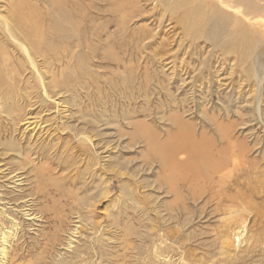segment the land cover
Masks as SVG:
<instances>
[{
    "label": "rangeland",
    "instance_id": "1",
    "mask_svg": "<svg viewBox=\"0 0 264 264\" xmlns=\"http://www.w3.org/2000/svg\"><path fill=\"white\" fill-rule=\"evenodd\" d=\"M11 1L16 2L17 0ZM157 1L150 0L149 3V1L147 2L146 0H138L140 6L144 9V14L139 16L142 19L138 17L136 18V21L134 19L133 23L130 25V28H134L133 33L129 31L128 25L130 23H127L128 21H122L123 24L117 26L123 27L125 30L124 32L119 31L120 29L116 27V23L113 21L117 18L115 16L112 18L110 14H97L94 10H88L89 14L87 13L86 16L84 14V18H73L76 22L80 21V24L75 25V32L80 33V30H82L83 34L81 35L83 36V43L78 42V48L74 46L66 47L65 44L60 45L62 50H64L63 53L66 51L69 53V51H71L73 54L74 52V58L76 59H69L68 62L64 63L61 67L53 66L56 74L61 70L59 68L64 69L63 76L57 77V82H59L60 85H63L62 88L65 95H60V102L55 104L50 100L51 103L48 102V106L43 105L42 107L39 106L40 103L38 102L34 107V109H36L34 111L41 114L39 116L40 122L42 123L41 126L44 125V127L40 126V128L48 130L45 134L42 131L40 135H35L34 138L37 139L39 146L32 147V145H29L33 144V140H30L31 136L29 135V137L28 134L25 137L19 138V136H14L13 134L10 136L5 132V129H1V170L6 168H10L11 170L18 169L20 164L25 163L23 160L24 157L35 156L39 158L38 165L40 164L41 166L42 164H46L51 169H54V174H52L53 177L58 175L57 173H60V175L62 174V176L63 174L67 175V179L63 182V185L68 184L65 185V188L72 187V189H75L79 185L82 186L83 177L87 178V176L84 175L87 166L95 176L92 178V182L85 183L86 187L89 189L92 187L94 188L95 184L98 182L96 176H99L102 179L104 178L102 184L104 186L100 185V187H105V190H103L104 192H100L99 188L100 195L99 193L92 194L93 202L91 203V210L86 209L89 214L87 211L85 212V210H80L81 214L84 212L85 216L86 213L88 216L90 215V217H88L90 223H88L87 226L89 227L91 224L89 229H87V223L82 222L85 229L83 228L82 230H79V233H81L80 231H82V233L88 232L89 237H82L81 235H84L82 233L81 235L79 234L80 236L77 235L79 241L83 243L85 242L84 244L79 242L81 245L78 246H81L79 248L81 251H74L75 249L73 248H75V244L77 245L75 241L78 242V240L73 239L74 244H71L69 246L70 248H63L66 246L65 244H67L64 236H67L65 235L67 234L66 229L69 225V219L72 216L67 207L65 208L66 210L63 209L64 213L61 212V210L57 211L58 213L55 212L56 214L52 213L54 217L49 213L52 208L51 206L42 207L34 213V220L29 219L30 217L27 219L22 214H19V211L18 213H9V215L15 218L18 226L10 227V225L5 222V224L0 227V230L9 232L11 237V234H16V236H18V247L19 250L22 251L17 264H105V259L109 260L110 258L111 261H108V264H131L135 261L134 256L138 261L137 264H165L164 257L170 259V264H264V45H258L255 39L256 35L252 33L250 34L252 36L251 42H248L247 47L245 45L239 48L236 47V49L229 47L227 50L224 49V47L219 46L218 50V45L221 44L223 40L222 38L216 39L215 41H218L214 42L217 44H213V42L208 40L205 36V33L207 35L209 34V30L204 31L200 28L202 25L200 21L192 24L188 21L187 16L183 11H178L176 14L171 11V6L168 5V1L174 2V0H165V2H163L164 0ZM229 1H231V5L228 3ZM232 1L233 0H217L215 5L232 16H235V11H237V15L239 16L237 18L241 19L244 24L250 23L256 25L259 23V15H243L242 11H244V8L242 6H237L238 8L235 7V10L226 8L228 4V6L234 5ZM8 2H10V0H6L5 3ZM33 2H35V0H33ZM77 2L79 3L80 0H77ZM86 2L87 4H90L88 6H91V4L93 6H98L92 1ZM2 3L4 4V2ZM63 3H67L65 6L69 9L72 0H65ZM150 6L152 8H150ZM37 8H42L41 2L37 4ZM46 8H48V6ZM149 10L152 12H149ZM232 11H234V13H232ZM95 14H97V16ZM109 16L110 18H108ZM202 16L203 14L199 15V17ZM90 18H92V20ZM91 21L94 22L93 24L96 26H101V31H99L98 36L102 35L104 38L102 36L97 38L96 34H91L89 30V27H91L89 23ZM105 24H107V27H105ZM80 27H82V29ZM148 27L149 29H152L149 30ZM165 27L167 28L165 29ZM162 29H164V31ZM262 29L264 30V27H262ZM148 30L151 33H149ZM230 33H232V30H226L223 35H229ZM73 34L74 35L72 36H75V33ZM107 34L109 36H107ZM150 34L151 37H149ZM89 36L90 38H88ZM84 37H86L85 40L87 41H83ZM105 37H110L109 41L110 43L112 42L111 44L113 45L114 53H116L120 60H122L117 62V65L112 61L109 62L107 59L105 60L104 56L101 55L99 51V53L97 52L95 55H91L97 40H105ZM112 39H115V41H112ZM120 39L123 40L120 41ZM149 39L151 41H149ZM226 39H228V37ZM135 40L136 42H134ZM51 41L52 39L50 37L48 39L43 38L39 45L43 48L44 45L50 44ZM52 42L54 44V41ZM126 42H128L129 45ZM117 43H119L120 46ZM91 44L94 46H91ZM91 47L93 49H91ZM159 47L161 48L156 49ZM136 48L138 49L136 50ZM162 50H166L167 52H163ZM75 51L78 53L77 57H75ZM60 56L63 58V54ZM122 56L126 57L122 58ZM141 57L144 60H142ZM125 60L127 63H125ZM128 60H130V62ZM140 73L143 76H141ZM74 74H76V76ZM144 78L145 82L142 81ZM31 82L32 85L30 87L36 84L34 79H31ZM129 83L131 84L127 85ZM257 83L258 86L256 87ZM156 85H158V87ZM201 88H203V90ZM164 89L166 90L164 91ZM255 91L261 98L259 100V106L261 109L260 116H258L257 110L255 111L257 104L256 97L258 96L255 94ZM34 92L36 93L37 91ZM56 98L57 96L54 97V99ZM2 100L4 103L2 104L9 107L8 105H10L11 101H7L6 97H2ZM5 101L7 103H5ZM58 104L59 107H57ZM38 106L40 109H38ZM202 106L206 111L205 114L209 117L218 118L219 121L221 118L225 120L227 116L230 121L237 123V126H235L236 133L240 131V129L246 128L249 130V133L251 132L250 134H255L257 142L256 147L258 149L254 155L250 153L248 158L242 157L241 160H238V158L235 159L234 156H232L230 160L231 164L229 163L230 166L220 175L221 181L218 182L216 178L215 181L218 182L217 185L213 183L210 189H207V185L205 184L206 193L203 194L202 197H200L202 194L199 195L197 189L199 188V183L192 185L196 188L194 191H197L198 194L197 192L193 193L188 190V188L192 187L191 185L176 186L179 195L181 196V202H179L176 200L177 198L174 190H170L169 184L166 183L161 171L159 172L161 167L160 163L157 160V162L154 163V158L149 159L146 156L148 153V150H145L147 149L145 148L147 147L145 146L146 144L142 140L135 138L133 134L134 129L131 125H128V123L133 120L138 121L139 119L145 121L146 124L154 127V130L160 133L162 135L161 137L164 138L165 130L172 132L174 128L172 125L159 118L164 115L163 113L168 114V112H176L182 114L183 119H186V121L193 123L198 131L197 134L200 133V131H204L213 138V141H216V139L219 138V133L216 128H212V124L207 121V119L202 118V115L200 114L201 110H199ZM63 108H70L71 110L67 112L66 109L64 110ZM158 109H161L162 111ZM131 111H133V113ZM126 115H128L127 118H129L128 122L124 120ZM234 115H236L237 118ZM151 116L152 118L150 119ZM58 118L60 120H62V118L64 119L59 121ZM74 131H84L85 135L90 138L89 141L91 144L87 145L80 142L78 143V141H76L77 137L75 139L74 135H72ZM99 143L101 145H99ZM52 144H55L54 149L49 151ZM80 145L88 147L85 154H91L90 157L89 155L84 156L82 152H80ZM99 146H103V149L99 148ZM15 148L22 152L23 157H18L17 152L13 151ZM100 149L103 154V157L101 156L102 160L99 159L100 157L96 156L97 153H100ZM3 151H6V153ZM63 151L66 153L64 154ZM90 151L93 152L91 153ZM48 152H50V154H48ZM76 152L77 154H75ZM56 153L64 156V158L61 156L60 160H63L64 162L65 159L68 162V165L65 166V170L63 165L55 164L56 161H53L52 157L56 155ZM67 155H70L69 159H67ZM43 157H45V159H43ZM152 160L153 162H151ZM250 160L257 164L255 169L251 171V174H247L246 163ZM17 161L20 163H17ZM73 165L75 167H73ZM69 167H72L73 170H71V168L69 170ZM82 167L85 168V170H83ZM63 170L65 172L61 173ZM19 173L22 174L21 178H23V180H27L33 175L31 174L32 172L29 174L27 170H24L23 172L19 170ZM160 175L163 180H161V178L159 179ZM87 179L90 180L89 178ZM163 183L164 185L162 186ZM24 185L26 187V193H37L40 191L38 188L32 186V182L30 186L27 182H25ZM41 188L44 189L45 185ZM81 191L82 189H80V193ZM9 196L11 197L12 195ZM174 196L176 199L173 200ZM7 197L5 196V200ZM1 203L3 202H0V204ZM89 211H92V214ZM20 215L22 217H20ZM55 215H64V221H62L61 224L59 223L61 226L57 225L58 223L57 219H55ZM109 215H112L113 218L117 217L116 220L119 224V229L121 227V233L119 230L116 231L117 234L114 237L108 235L109 233L112 235L115 231V227H113L111 223L112 220L109 219V221L111 220L110 222L107 220ZM126 224L129 225L128 227L130 229L135 231L134 235L130 234L131 236L128 233V238H124L127 236V230H124ZM95 225L97 227H95ZM105 230L108 231V234ZM64 232L66 233L64 234ZM59 233L62 234V236ZM90 233L93 235H90ZM108 238H111L110 240L113 243ZM114 242L117 243L115 244ZM124 244L125 247L127 246L128 248H125ZM116 245H119L120 248L122 246L124 249H120L118 246L116 247ZM137 245L140 246L138 247ZM176 245H179L180 247ZM43 246L47 248H44ZM85 246L86 248H84ZM81 248L84 249L82 250ZM85 252L86 254H84ZM48 253H50V255H48ZM75 253L76 255H74ZM77 254L79 255L77 256ZM59 256L61 258H59ZM63 257H69V259L67 258V260ZM72 260H76L77 262H73Z\"/></svg>",
    "mask_w": 264,
    "mask_h": 264
},
{
    "label": "bare ground",
    "instance_id": "2",
    "mask_svg": "<svg viewBox=\"0 0 264 264\" xmlns=\"http://www.w3.org/2000/svg\"><path fill=\"white\" fill-rule=\"evenodd\" d=\"M37 1H38V3H37ZM64 1L65 0H56V1H54V0H35V2H33V0H21V1L20 0H17L15 2V1H11L10 0V2L5 3L6 0H0V131H1V129H5V132L8 135L11 136L13 134L14 136H19V138L20 137H25L28 134V136L29 135L31 136V139L30 140L31 141L33 140V142H32L33 144H29V145H32V147H37V145H38L37 139L34 138L35 135L36 136H38L37 134L40 135L42 133V131L45 134V132L48 131L47 129L43 130L42 128H40V126H41L42 123L40 122V117L39 116L41 114L38 113V112H36V111H34V110H36V109H34V107L38 104V102L40 103L39 104L40 107H42L43 105L45 106V105H47L48 102H50V100L53 101L52 103H55L56 104V103L60 102L59 100H60V97L61 96H65L64 95L63 88H62L63 85H60V83L57 82V77L58 76H60V77L63 76L64 69L59 68L61 70L56 74L54 72V67L55 66L61 67L64 63L68 62L69 59H72L73 60V58H74V52H73V54H72L71 51H69V53L67 51L63 53L64 50H62V47L60 46L61 44H65L66 47H68V46H74V47L78 48L79 47L78 46L79 45L78 42L79 43L82 42V38H83V36L81 35V34H83L82 30H80L81 31L80 33H78V32L76 33L75 32V30H76L75 29V25L80 24V21H77L76 22V20L74 21L73 18L76 17V19L77 18L78 19H82V18H84V14L86 16V14L88 13V10H92V11L94 10V11H96L97 14H110L112 16V18H114V16H115L117 19H114L113 21L116 23L115 24L116 27L119 26V25H122L123 24L122 21H124V22H127L128 21L127 23H130L128 25L129 31L133 33L134 32V28L133 29L130 28V25L133 23V20L134 19L136 21V18H138L139 16H141V14H144V11H143L144 9L140 6L138 0H80L79 3L77 2V0H72V4L69 5L70 6L69 9L66 8L65 5L67 3H63ZM86 1H92L94 4H97L98 6H93L92 4H91V6H88L90 4H87ZM146 1L147 2L149 1V3H150V0H146ZM153 1H155V0H153ZM159 1H161V0H159ZM2 2H4V4ZM39 2H41V6H42L41 9L37 8V4H39ZM163 2H165V0ZM216 2H217V0H212V1L211 0H174V2L168 1V5L171 6V11H173V13H175V14L178 13V11H183V13L187 16V19H188V21L190 23L193 24L195 22L200 21L202 23V25H201L200 28H202L204 31L209 30V34L207 35L205 33V36H206V38H208V40L212 41L213 44H217V43H215V42L218 41V40L215 41L216 39L222 38L223 40H222L221 44L218 43V44H220V45H218V50H219V46L220 47H224V49H227V50H228L229 47H232V48H235V49H236V47L239 48V47H242L243 45H245L247 47L248 42H251L252 36L250 34H252V33H254L256 35L255 36V39L257 41V44L258 45H264V30L262 29V27H264V3H261V2H264V0H256V1H252V0H233L232 1L233 4H234L233 6H228L229 4L231 5V1L228 2L229 4L227 3L228 5L226 4L227 5L226 8L231 9V10H233L235 7L238 8L239 6H242L244 8V11H242V14L245 15V16H247L249 14L250 15H253L254 14V16H256L255 14L259 15L260 21L256 25H253V24H250V23L244 24V22L241 19L237 18V17H239L237 15V11H235V16H232L228 12H226V11L224 12V11H222L221 8H219L218 6H216L215 5ZM47 6H48V8H46ZM82 6H83V10H82ZM87 6H88V8H87ZM165 6H167V5H165ZM150 8H152V7L150 6ZM150 11L151 10H149V12ZM159 11H160V9H159ZM232 13H234V11H232ZM97 14H95V15L97 16ZM202 14H203V16L202 17H199V15H202ZM171 16H172V14H171ZM259 17H257V18H259ZM108 18H110V16ZM90 19L92 20V18H90ZM140 19H142V18H140ZM99 20H100V18H99ZM172 21H173V19H172ZM174 22H176V21H174ZM256 22H258V21H256ZM93 23L94 22H92V21L89 23V25H91V27H89V30H90L91 34H93V35L96 34L97 35V38H99V36H102V35H99L98 36L99 31H101V28H100L101 26H96ZM82 27H80V28L82 29ZM105 27H107V24H105ZM117 28H119L120 29L119 31H121V32H124L125 31L123 27H117ZM166 28L167 27H165V29ZM148 29H149V27H148ZM151 29H149V30H151ZM84 30H85V28H84ZM141 30H142V27H141ZM162 30L164 31V29H162ZM226 30H232V33L229 34L230 36L229 35H223V33ZM175 31H176V29H175ZM73 33H75V36H72V35H74ZM132 33H130V34H132ZM149 33H151V32L149 31ZM152 33H153V31H152ZM160 34H161V32H160ZM112 35H110V36H112ZM107 36H109V35L107 34ZM49 37L52 39V41H54V44L51 41L50 44H46V45H44L45 47L43 46V48H42L39 45L40 41H42L43 38L48 39ZM102 37L104 38V36H102ZM149 37H151V34H150ZM227 37H228V39H226ZM85 38L86 37H84V40L83 41H87V40H85ZM88 38H90V36ZM109 38L108 37H105V40H102V41H99V39H98L97 40V43H96V45L94 47V50L91 53V55H95V53H97L99 51L100 54L104 56L105 60L107 59L109 62L112 61V62H114L116 64L117 62L122 61V60H120L119 56L116 55V53H114L113 45L111 44L112 42L110 43ZM145 38H146V36H145ZM150 39H149V41H151ZM113 40L115 41V39H112V41ZM117 40H116V42H117ZM122 40L120 39V41H122ZM126 40H127V38H126ZM89 41H91V40H89ZM134 42H136V40ZM126 43L128 44V42H126ZM152 43H154V42H152ZM117 44H119V43H117ZM143 44H144V42H143ZM137 45H139V44H137ZM53 46H55V47H53ZM91 46H94V45L91 44ZM119 46H120V44H119ZM60 47H61V49H60ZM160 48L161 47L156 48V49H160ZM91 49H93V48L91 47ZM137 49L138 48H136V50ZM164 49H166V48H164ZM162 51L164 52L166 50H162ZM124 52H125V50H124ZM61 54H63V58L60 56ZM126 55H128V54H126ZM169 55H171V54H169ZM77 56H78V53L76 52V56L75 57H77ZM124 57H126V56H124ZM124 57L122 56V58H124ZM142 57H141V59L144 60ZM93 58H94V56H93ZM95 58H97V57H95ZM100 58H101V56H100ZM154 58H155V56H154ZM74 59H76V58H74ZM128 61L130 62V60H128ZM201 62H202V60H201ZM125 63H127L126 60H125ZM130 65H133V64H130ZM142 67H144V66H142ZM163 68H165V67H163ZM82 69H84V68H82ZM126 69H128V68H126ZM56 70H57V68H56ZM130 71H131V69H130ZM159 71H157V72H159ZM150 72H151V70H150ZM152 72H154V71H152ZM80 73L83 74L82 72H80ZM77 74H79V73H77ZM181 74H183V73H181ZM74 75L76 76V74H74ZM140 75H141V73H140ZM86 76H84V77H86ZM141 76H143V75H141ZM165 77H167V76H165ZM171 77H172V75H171ZM171 77H169V78H171ZM255 78H253V79H255ZM31 79H34V81H36V84L34 86H32V87H30L32 85ZM166 79H168V78H166ZM240 79H242V78H240ZM155 80H156V78H155ZM142 81L145 82V78ZM254 83H255V81H254ZM130 84L131 83H129L127 85H130ZM137 85H138V83H137ZM156 86L158 87V85H156ZM257 86H258V83H257L256 87ZM140 87H142V86H140ZM166 89H167V87H166ZM166 89H164V91ZM201 89L203 90V88H201ZM34 91H37V92L35 93ZM141 92H142V89H141ZM163 93H165V92H163ZM255 94L258 95L256 93V91H255ZM1 96L2 97H6L7 98V101L8 100L11 101L10 105H8L9 107H7L6 105L5 106L3 105L4 103L2 101L4 99L2 100V97ZM56 96H57V98L54 99V97H56ZM133 97H134V95H133ZM166 97H167V95H166ZM137 98H138V96H137ZM130 99H131V97H130ZM260 99L261 98L258 95L256 97L257 104H256V109H255V111L257 110L258 116H260V111H261L260 106H259L260 105L259 104V100ZM144 102H143V104H144ZM5 103H7V102L5 101ZM252 104H254V103H252ZM125 105H127V104H125ZM157 105H158V103H157ZM39 106H38V109H40ZM53 107H54V105H53ZM57 107H59V104H58ZM133 107H134V105H133ZM63 109L64 110L66 109L67 112H69L71 110L70 108L69 109L68 108H63ZM155 110L157 111L156 108H155ZM158 110H161V109H158ZM199 110H201L200 114L202 115V118L207 119V121H209L212 124V128H216V130L218 131L219 138H217V139L215 138L216 141H213L212 140L213 138H211L210 135L206 134L204 131H200V133L197 134L198 131H197L196 127L193 125V123H190L189 121H186V119H183V115L182 114H178L176 112H172V113H169L168 112V114L163 113L164 115L159 118L162 121L164 120L168 124L172 125L173 128H174V130L172 132H170L168 130H165V132H164L165 133L164 138L161 137L162 135L160 133H158L157 131L154 130V127H152L149 124H146L145 121H142V120L139 119L138 121H134V120L132 121L131 120L132 122L128 123V125H131L132 128L134 129L133 134H134L135 138H138V139L142 140L146 144L145 146H147V147H145V148H147V149H145V150H148L147 152L149 153V154L147 153L146 156L149 159L150 158L151 159L154 158L155 159V162L154 163H156L157 161L160 163V166L161 167H160V170H159V168H158V170H159V172L161 171V174L165 178L166 183L169 184L170 190H172V191L174 190L177 199L174 196L173 197V200L176 199L179 202H181V196L179 195V192H178L176 186H178V187H180V185H185V186L191 185L192 186V185H194L196 183H199L201 186L199 185V188H197V189L199 191V195L202 194L200 197H202L203 194L206 193V188H205L206 186H205V184L207 185V189H210L212 187L213 183L215 185H217V183L219 181H221V176L220 175H221V173L224 170H226L230 166L229 163H230V160H231V157L232 156H234L235 159L238 158V160H241L242 157L248 158V156H250V153L252 155H254V153H256L257 152V149H258L256 147L257 142H256V139H255V134L254 135L250 134L251 132L249 133L248 132L249 130H247L246 128L245 129H240V131H238L236 133V131H235V128L236 127L235 126H237V123L230 121L227 118V116H226V118L224 117L225 120L221 118L218 121V118L209 117L207 114H205L206 111H205V109H204L203 106ZM175 111H176V109H175ZM131 112L133 113V111H131ZM144 112H145V110H144ZM51 113H53V112H51ZM147 113H148V111H147ZM237 114H238V112H237ZM61 115H60V117H61ZM127 116L128 115H126V117L124 118V120H126V122L129 121V118H127ZM234 116H236V115H234ZM64 117H65V115H64ZM151 118H152V116L150 117V119ZM154 118H155V116H154ZM236 118H237V116H236ZM63 119L64 118H62V120ZM62 120L59 119V121H62ZM41 127H44V125L41 126ZM51 128H52V126H51ZM236 130H238V129H236ZM72 135H74L75 139L77 137V140L76 141H78V143L80 142L82 144H87V145L88 144H91V142L89 141L90 138L87 137V135H85L84 131H78V132L74 131V133H72ZM0 136L2 137L1 132H0ZM58 137H59V135H58ZM258 138H260V137H258ZM92 141H94V140H92ZM133 142H134V140H133ZM144 143H142V144H144ZM69 144H70V141H69ZM99 145H101V144L99 143ZM54 146H55V144H52V146H51V148H50L49 151H52L54 149ZM99 148L103 149V146L102 147L99 146ZM86 149H88V147L81 146V148H80V152H82V154L84 156L89 155V153H86L85 154ZM101 149L99 150L100 153H97L96 156L100 157L99 159L102 160V157H103L102 155L103 154L101 152ZM13 151L17 152L18 157H23L22 156V152L20 150H18V149L15 148V149H13ZM24 151H25V149H24ZM3 152L6 153V151H3ZM70 152H72V151H70ZM87 152H88V150H87ZM63 153L65 154L66 152L63 151ZM48 154H50V152H48ZM75 154H77V152ZM90 155H89V157H90ZM61 156H63V155H61V154L58 155L56 153V155H54L52 157V159H53V161H56V163L54 162L55 164L63 165L64 170H65L66 169L65 166L68 165V162L65 159H64V162H63V160H60L61 159ZM67 156H68L67 159H69V156L70 155H67ZM34 157L33 156L26 157V158L24 157L25 159L23 158V160L25 161V163L24 164H20L18 169L11 170L10 168H6L4 170H1L2 167L0 168V202H3V203L0 204V227H2L5 224V222H7L10 225V227H17L18 226V224L15 221V218L12 217L11 215H9V213L11 214V212L12 213L13 212L18 213V211H19L20 212L19 214H22L27 219L29 217H30L29 219H33L34 216H35L34 213L37 212V210H40L42 207H47V206L50 207L51 206L52 208L49 211V213H51V214L52 213H55L57 211H60V210H61V212L64 213L63 209H65L67 207L68 210L70 211V215H72L71 218L69 219L70 220L69 221V225H68V227L66 229L67 234H65L66 232H64V234L67 235V236H64L63 235L65 237V240L67 241V244H65L67 247L65 246L63 248H66L67 249L71 244H74L73 240H78L79 239L77 237V235H79V234L81 235V233H82V231H80L81 233H79V230H82L83 228L85 229V227L82 225V222H84V223L86 222L87 223L86 226L88 225V223H90L88 221V217H90V215L88 216L89 213H88V211L86 209H88V210L90 209L91 210V207H92V204L91 203L93 202L92 201L93 200L92 194L99 193V195H100V192H104L103 190H105V187L104 188L103 187H100V185L101 186H104V185H102L103 182H104L103 181L104 178L102 179L99 176H96L98 182L95 184L94 188L92 187L93 188V191H92V188L89 189L88 187H86L85 186V183L92 182V178L95 176V174H93V172L89 170L88 166H87L86 170H85V168L82 167L83 170H85L84 171L85 174L84 173L83 174L86 175L87 178H89L90 180H88L86 177H83L82 176L83 177V179H82L83 180L82 181L83 182L82 186L79 185L75 189H72V187L65 188V185H68V184L63 185L64 184L63 182L67 179V175L63 174V176H62V174L60 175V173H57L58 175H56L55 177H53L52 174H54L53 173L54 172V169H51L46 164H42L41 166H40V164L38 165L39 158L38 157H35L34 158ZM62 158H64V156ZM43 159H45V157H43ZM87 160H88V157H87ZM151 162H153V160ZM17 163H20V162L17 161ZM79 164H81V163H79ZM246 164H247V167H246L247 168V172L246 173L247 174L248 173L251 174V171L255 169V166H256L257 163L250 160ZM74 165H73V167L77 166V165H75V166ZM70 168H71V170H73L72 167H69V170H70ZM19 170L22 171V172L24 170H27L29 174L32 172L31 174H33V175H31L32 176L31 178L28 177L29 179L23 180V178H21L22 174L19 173ZM59 170H60V168H59ZM64 170L61 173H64L65 172ZM66 171H68V170H66ZM94 171H96V170H94ZM76 172H78V171H76ZM76 174H78V173H76ZM26 178H27V176H26ZM160 178H161V175H160L159 179ZM216 178H217V181L218 182L215 181ZM161 180H163V179L161 178ZM164 181H162V182H164ZM25 182H27V184L29 186L31 185V182H32V186L35 187V188H38L40 191H38L37 193H31L30 192L31 194L30 193H26V191H25V188L26 187L24 185ZM79 182H80V180H79ZM44 185H45V188L42 189L41 187H43ZM163 185H164V183L162 184V186ZM99 188H100V192H99ZM80 189H82L81 193H80ZM194 189H196V188H194V186H192L191 188H188V190H190L193 193L194 192H197V191H194ZM105 193H106V191H105ZM197 194H198V192H197ZM9 195H12L13 197L12 196L10 197ZM5 196L6 197L9 196V197H7V199L5 200ZM11 210H13V211H11ZM80 210H85V212L87 211L88 214L86 213V216H85L83 211H82L83 214L80 213ZM8 211H10V212H8ZM51 211H53V212H51ZM117 212H118V210H117ZM64 215H66V214H64ZM64 215H55V219H57V223H58L57 225L58 226L62 223V221H64L63 220L65 218ZM20 217H22V216L20 215ZM53 217H54V215H53ZM116 218L117 217L113 218L112 215H109V217L107 219L108 221H109V219H111L112 220V222H111L112 223V226L115 227L114 228L115 231L112 233V235L110 233L108 234V231L105 230L107 232V234L110 235L111 237H114L117 234L116 231H118V230H119V232L121 231L120 230L121 227L119 229V224L117 223ZM23 223H24V221H23ZM63 223H65V222H63ZM92 223H93V221H92ZM33 225H34V222H33ZM90 225H89V227H90ZM97 226H98V224H97ZM97 226L95 225V227H97ZM128 226L129 225H127V224H126L125 227L123 226L124 227V230L125 229L127 230L126 231L127 236L124 235L125 236L124 238H126V237L128 238V236L130 234L131 235H134L135 234V231L132 230V229H130ZM89 227L87 229H89ZM126 227H128V228H126ZM131 227L134 228L133 226H131ZM108 228H110V227H108ZM60 230H63V229H60ZM108 230H110V229H108ZM35 231H36V229H35ZM85 231H87V230H85ZM123 232H125V231H123ZM128 233H129V235H128ZM9 234L10 233L7 232V231H1L0 230V264H15V263L17 264V261L20 259V253H21L22 250H19V247H18L19 238H18V236H16V234L15 235L11 234L12 237ZM32 234H33V232H32ZM82 234H84V235H81L82 237L83 236H85L86 238L89 237V233L88 232H85V233H82ZM91 234L92 233H90V235ZM60 235L62 236V234H60ZM56 237H57V235H56ZM56 237H54V238H56ZM115 238H117V237H115ZM25 239H26V237H25ZM108 239L110 240L111 238H108ZM112 239H114V238H112ZM159 239H157V240H159ZM87 240H85V241H87ZM119 240H120V238H119ZM75 242L77 243V245L75 244V248H73V249H75L74 251L75 252L76 251L78 252V250L81 251L79 249L81 246H78V245H81V244H79V242H81V241L78 240V242L77 241H75ZM58 243H56V244H58ZM81 243H83V242H81ZM86 243H88V242H86ZM52 244H54V243H52ZM135 244H137V243H135ZM157 244H158V242H157ZM131 245H132V243H131ZM37 246H36V248H37ZM89 246H91V245H89ZM117 246L119 247V245H116V247ZM176 246H179V245H176ZM124 247H125V244H124ZM30 248H31V246H30ZM44 248H47V247H44ZM84 248H86V246ZM121 248H123V247L121 246ZM129 248H131V247H129ZM152 248H153V246H152ZM70 252H72V251H70ZM84 254H86V252ZM48 255H50V253H48ZM64 255H66V254H64ZM74 255H76V253ZM78 255L79 254H77V256ZM159 255H161V254H159ZM39 256H37V257H39ZM50 257H53V256H50ZM92 257H94V256H92ZM177 257H179V256H177ZM59 258H61V257L59 256ZM63 258H65V259L68 258L69 259V257H67V258L66 257H63ZM116 258H117V256H116ZM159 258H158V261H159ZM79 259H81V258H79ZM82 259H83V257H82ZM107 259H109V258H107ZM163 259H165L164 260L166 262L165 264H170V259L169 258L166 259L164 257ZM76 260H72V261L74 262ZM100 260H102V259H100ZM134 260L135 261L132 262L131 264H137L138 261L135 258V256H134ZM108 261L110 262L111 261V258L109 260H106L105 259V264H108ZM97 262H99V261H97ZM68 263H71V262H68Z\"/></svg>",
    "mask_w": 264,
    "mask_h": 264
}]
</instances>
